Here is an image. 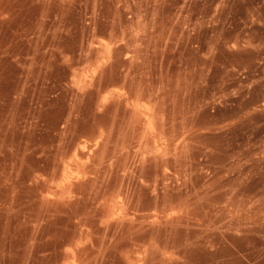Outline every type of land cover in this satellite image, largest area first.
I'll return each mask as SVG.
<instances>
[{
    "label": "rangeland",
    "instance_id": "obj_1",
    "mask_svg": "<svg viewBox=\"0 0 264 264\" xmlns=\"http://www.w3.org/2000/svg\"><path fill=\"white\" fill-rule=\"evenodd\" d=\"M0 264H264V0H0Z\"/></svg>",
    "mask_w": 264,
    "mask_h": 264
}]
</instances>
